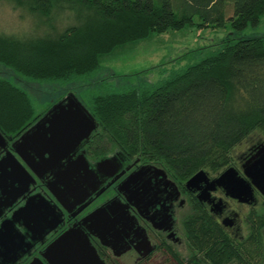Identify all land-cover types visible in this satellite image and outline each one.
I'll return each instance as SVG.
<instances>
[{
	"label": "trees",
	"instance_id": "1",
	"mask_svg": "<svg viewBox=\"0 0 264 264\" xmlns=\"http://www.w3.org/2000/svg\"><path fill=\"white\" fill-rule=\"evenodd\" d=\"M5 1L39 23L72 13L76 23L59 32L51 25L49 35L35 38L0 35V63L31 81L73 84L57 100L71 91L79 97L74 86L83 88L86 103L79 98L98 123L85 144L90 157L117 150L158 164L185 182L198 170L227 168L232 149L252 131L264 135V34L227 36L198 61L157 82H110L100 63L116 47L152 32L186 25L220 28L228 23L234 32L257 26L264 0ZM43 113H34L25 88L0 76V131L5 136L17 138ZM184 224L192 255L185 260L173 253L179 264H225L228 259L245 264L255 247L262 263L264 199L258 232L252 226L249 239L238 247L201 207Z\"/></svg>",
	"mask_w": 264,
	"mask_h": 264
},
{
	"label": "water",
	"instance_id": "2",
	"mask_svg": "<svg viewBox=\"0 0 264 264\" xmlns=\"http://www.w3.org/2000/svg\"><path fill=\"white\" fill-rule=\"evenodd\" d=\"M97 127L95 117L71 91L49 106L17 138L12 140L0 131V149L5 150L0 157V217L6 209L24 199L23 204L0 222V264H18L60 223V208L48 198V193L70 211L98 188L104 169H113L115 156H101L91 166L85 151H80ZM255 148V154L243 165V176L231 165L208 180L207 172L201 169L186 180L185 186L192 188L205 180L208 185L204 192L221 186L227 195L243 202L251 197L249 179L264 196V143L255 144ZM145 168L140 167L129 175L119 187L128 201H131L130 193L137 200L141 195L138 190L130 191L128 184L143 175ZM46 175L51 177L44 182L45 188L32 193L37 179L42 180ZM88 203L80 205L78 211ZM126 207L120 201L111 200L96 208L79 224L58 234L40 256H33L23 264H106L89 235H96L103 245L112 247L116 255L124 252L121 242L129 230Z\"/></svg>",
	"mask_w": 264,
	"mask_h": 264
},
{
	"label": "flooded vegetation",
	"instance_id": "3",
	"mask_svg": "<svg viewBox=\"0 0 264 264\" xmlns=\"http://www.w3.org/2000/svg\"><path fill=\"white\" fill-rule=\"evenodd\" d=\"M12 140H10V143ZM84 145L80 151H85L86 158L93 166L94 163L100 158L90 157ZM9 148L11 149L10 145ZM255 144L251 146L246 152L241 154L238 158V164L232 165L238 171V174L243 176V165L247 162L248 158L255 154ZM5 153L4 149H0V157ZM107 156H115L116 162L113 164V169H104L100 174L99 179L102 183L98 188L84 201L78 203L72 210L68 211L62 207L54 197L48 193V198L52 199L58 204L60 210V223L51 230L45 240L37 242L32 248L31 254L24 256L18 264H22L24 259L32 258L33 256H40V252L44 247L53 240L58 234L66 228L75 223H80L84 217L91 213L96 208L107 204L111 200L120 201L126 204V213L128 215L129 230L121 242V249H125L120 255L114 253V249L109 246L103 245L99 238L90 234L89 238L92 245L95 247L99 256L105 261L106 264H116L115 258L126 256L128 254L134 256L133 264H155L153 263L155 257L160 254L161 259L169 262V256L173 262L170 264H179L173 257L175 255L187 260L192 255V249L186 237V228L182 217V209L189 206L191 215H198V207L203 208L209 215L218 223L223 230L236 242V247L240 243H246L249 239V232L252 226L258 232V208H261L262 201H258V188L252 185L251 181L248 182L251 186V197L246 201H239L226 194V191L221 186H215L204 192L208 182L201 180L192 188H187L185 182L175 179L163 167L158 164L143 161L139 158H129L120 154L117 150L107 154ZM146 167L143 175H140L134 182L128 184L131 190H138L141 193L138 200L130 193L131 201H128L123 191L119 187L129 175L136 172L140 167ZM222 170L210 175L208 171V180L218 176ZM112 172L111 175H108ZM51 175H46L44 179L39 180L35 184V190L32 193L42 191L45 188L44 182L50 178ZM102 188L103 191L99 194ZM89 202L81 210L78 211L80 205ZM24 203V199H20L13 207L6 209L0 217V222L3 218L9 217L12 210L18 205ZM259 204V205H258ZM234 205V206H233ZM240 205L246 209L244 214H240L238 206ZM189 214V215H190ZM232 219V221L228 219ZM226 221L223 224V221ZM243 223V225H242ZM123 225V220L120 222ZM244 227H247L248 232L243 235L241 232ZM22 229V226H20ZM262 233V230H261ZM186 244H185V242ZM186 248L189 255L184 258L179 254V251ZM250 253L252 250H249ZM245 264H258V248L255 247V254H250L247 259L243 260ZM225 264H240L236 260L228 259Z\"/></svg>",
	"mask_w": 264,
	"mask_h": 264
},
{
	"label": "rangeland",
	"instance_id": "4",
	"mask_svg": "<svg viewBox=\"0 0 264 264\" xmlns=\"http://www.w3.org/2000/svg\"><path fill=\"white\" fill-rule=\"evenodd\" d=\"M37 21L36 17L31 13L19 8H13L7 1L0 0V35L3 36H12L19 39L35 38L46 34L49 35L51 25H54L59 32L62 28L76 23L72 18V13L68 11L60 13L55 20L53 18V21L46 19H42L41 21L43 22L41 23ZM262 34H264V15L260 17L257 26L248 25L239 32L232 31L228 23L220 28H198L196 25H186L178 30L168 29L164 32H152L146 38L128 42L101 56L102 74L110 82L114 83L120 81L138 83L144 80L157 82L167 76L173 69L198 61L206 55V49L209 46L218 44L227 36L244 37ZM0 76L12 79L27 90L35 114L43 113L51 103L60 98L66 90L71 88V85L73 86L71 84L70 86L62 87L54 83L31 81L1 63ZM74 88L78 91L82 101L86 103L87 100L83 95V88L78 85L74 86ZM259 143H264V135L261 131L254 130L232 149L231 164L228 166L238 164L239 156L254 144ZM210 175L213 176L215 173H210ZM263 199L264 196L258 194L259 203ZM237 206L241 210V215L246 212L245 208L235 205V207ZM188 207L187 205L182 209L183 219L191 213ZM260 209L258 208V212ZM247 232V227H244L241 233L246 235ZM262 236L264 247V227ZM179 254L186 258L189 252L182 247ZM167 257L169 262L167 261L165 264L173 262L169 256ZM115 260L116 264H133L134 256L128 254L115 258ZM261 262L260 264H264V256ZM153 263L164 264V260L158 254Z\"/></svg>",
	"mask_w": 264,
	"mask_h": 264
}]
</instances>
